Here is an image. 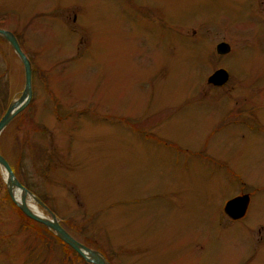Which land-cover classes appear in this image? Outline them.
I'll return each mask as SVG.
<instances>
[{
    "label": "rangeland",
    "instance_id": "rangeland-1",
    "mask_svg": "<svg viewBox=\"0 0 264 264\" xmlns=\"http://www.w3.org/2000/svg\"><path fill=\"white\" fill-rule=\"evenodd\" d=\"M60 1L88 22L0 0L32 66V97L0 132L16 178L109 264H264V199L240 221L222 211L240 186L264 195V0ZM24 83L0 36V118ZM0 264H91L21 212L1 165Z\"/></svg>",
    "mask_w": 264,
    "mask_h": 264
},
{
    "label": "water",
    "instance_id": "water-1",
    "mask_svg": "<svg viewBox=\"0 0 264 264\" xmlns=\"http://www.w3.org/2000/svg\"><path fill=\"white\" fill-rule=\"evenodd\" d=\"M0 36L4 37L14 52L21 60L24 67L25 83L24 88L15 100H12L8 105L6 111L0 118V132L9 124L15 114L21 111L29 102L32 97V66L28 56L23 52L18 43L15 35L4 28H0ZM230 51V45L221 41L216 45V52L219 54H225ZM228 79V72L223 69L215 70L209 77L208 82L220 85ZM0 165L4 168L6 174V184L8 193L13 202L18 208L29 218L44 224L47 228L54 232V234L61 239L64 243L69 245L77 254H79L85 261L92 264H109L104 255L98 250L93 249L79 240H77L72 234H70L58 221L56 215L47 208L28 188H26L14 175L12 168L8 161L0 154ZM15 191H19V197H15ZM32 198L34 201L41 204L48 211V216L35 211V207L31 205L28 200ZM240 197H234L226 202L225 210L234 215H242L245 211V206H241V210L237 207L240 206ZM245 203V202H244ZM33 209H32V207ZM237 207V210L235 209Z\"/></svg>",
    "mask_w": 264,
    "mask_h": 264
},
{
    "label": "flooded vegetation",
    "instance_id": "flooded-vegetation-1",
    "mask_svg": "<svg viewBox=\"0 0 264 264\" xmlns=\"http://www.w3.org/2000/svg\"><path fill=\"white\" fill-rule=\"evenodd\" d=\"M116 1H118V0H116ZM71 6L77 7V8L74 9V10H71ZM36 9H45V10L53 11L55 13L57 12L56 15L58 14L60 17H62V18H60L58 20V23L59 24L63 23L62 25H65V24L75 25V24H80L81 22L82 23L88 22V20H85L84 15H83L85 13L84 7L80 6L79 3H77V2L69 3V1H68V3H67V2H61L60 0H54V2L52 3V7H48V8L47 7L46 8L39 7V8H36ZM65 14H67V15H65ZM54 22H56V23H53V24H57L58 25L57 19H55ZM12 33L15 35L17 41L21 45L20 40H19L18 36L16 35V33H14L13 31H12ZM2 38L5 39L4 37H2ZM5 41H7V40L5 39ZM7 43L9 44L8 41H7ZM226 55L227 54L220 55V56L224 57ZM218 68H225L228 71V69L226 67H223V66H219ZM218 68H216V69H218ZM229 79H230V74H229L228 80ZM228 121H230L234 125L241 124V125L256 127V126H254V124L251 121L246 120V119L236 118V119H230ZM254 185H251V186L253 187ZM261 187H263V186L259 185V186H256L254 188L256 190H258V192H259ZM238 190H239V194H235L232 197L228 198L227 200H229V199H231L233 197H240V199H241L240 206H237V207L238 208L240 207L239 209L241 210V208H242L241 206L244 205L245 206L244 213H242V215L236 216V215H234L235 211H233L234 212L233 214L229 213V212H227L225 210L224 206H223V210H222L225 213V215L227 216V218H229V220H231L232 222H236V221H240V220L245 219L246 216L249 214L250 205L252 204V202H254L255 206H257L258 203L264 199V195L259 193L258 197L255 198V201H254L253 194H255L257 192H250V190L247 189L246 186H240L238 188ZM237 207L235 208L236 210H237Z\"/></svg>",
    "mask_w": 264,
    "mask_h": 264
},
{
    "label": "bare ground",
    "instance_id": "bare-ground-1",
    "mask_svg": "<svg viewBox=\"0 0 264 264\" xmlns=\"http://www.w3.org/2000/svg\"><path fill=\"white\" fill-rule=\"evenodd\" d=\"M15 197H16V198L19 197V191H15ZM31 207H32V206H31ZM32 209H33V207H32ZM34 209H35V208H34ZM34 209H33V210H34ZM35 211H36V209H35Z\"/></svg>",
    "mask_w": 264,
    "mask_h": 264
},
{
    "label": "trees",
    "instance_id": "trees-1",
    "mask_svg": "<svg viewBox=\"0 0 264 264\" xmlns=\"http://www.w3.org/2000/svg\"><path fill=\"white\" fill-rule=\"evenodd\" d=\"M24 214V213H23ZM25 215V214H24ZM29 218V217H28ZM60 240V239H59ZM62 241V240H61ZM63 242V241H62ZM66 244V243H65ZM67 245V244H66ZM67 246H69V245H67ZM70 247V246H69ZM71 248V247H70ZM72 249V248H71ZM73 250V249H72ZM74 251V250H73ZM81 257V256H80ZM83 259V258H82ZM84 260V259H83ZM85 261V260H84Z\"/></svg>",
    "mask_w": 264,
    "mask_h": 264
}]
</instances>
